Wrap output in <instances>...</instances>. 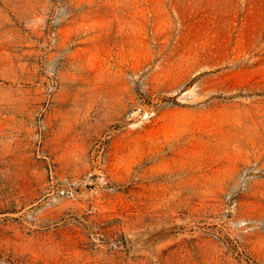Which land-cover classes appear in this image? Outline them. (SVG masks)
<instances>
[{
    "label": "rangeland",
    "instance_id": "374dc122",
    "mask_svg": "<svg viewBox=\"0 0 264 264\" xmlns=\"http://www.w3.org/2000/svg\"><path fill=\"white\" fill-rule=\"evenodd\" d=\"M0 264H264V0H0Z\"/></svg>",
    "mask_w": 264,
    "mask_h": 264
}]
</instances>
